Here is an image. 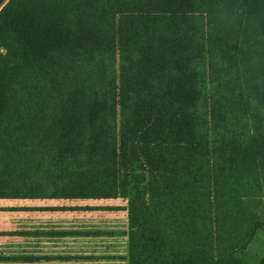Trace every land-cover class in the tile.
Here are the masks:
<instances>
[{
	"label": "trees",
	"instance_id": "16d2710c",
	"mask_svg": "<svg viewBox=\"0 0 264 264\" xmlns=\"http://www.w3.org/2000/svg\"><path fill=\"white\" fill-rule=\"evenodd\" d=\"M118 195L129 264H248L264 0H0V197Z\"/></svg>",
	"mask_w": 264,
	"mask_h": 264
},
{
	"label": "crops",
	"instance_id": "0c3cea01",
	"mask_svg": "<svg viewBox=\"0 0 264 264\" xmlns=\"http://www.w3.org/2000/svg\"><path fill=\"white\" fill-rule=\"evenodd\" d=\"M128 200L0 197V264H129Z\"/></svg>",
	"mask_w": 264,
	"mask_h": 264
},
{
	"label": "rangeland",
	"instance_id": "374dc122",
	"mask_svg": "<svg viewBox=\"0 0 264 264\" xmlns=\"http://www.w3.org/2000/svg\"><path fill=\"white\" fill-rule=\"evenodd\" d=\"M259 228L247 247L238 252V256L248 264H258L264 255V199L258 215Z\"/></svg>",
	"mask_w": 264,
	"mask_h": 264
}]
</instances>
